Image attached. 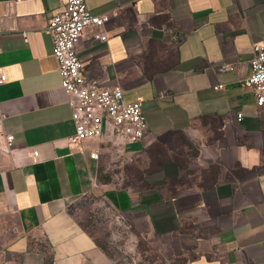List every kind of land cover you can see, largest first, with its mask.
Masks as SVG:
<instances>
[{
	"label": "crops",
	"instance_id": "0c3cea01",
	"mask_svg": "<svg viewBox=\"0 0 264 264\" xmlns=\"http://www.w3.org/2000/svg\"><path fill=\"white\" fill-rule=\"evenodd\" d=\"M85 1L110 17L107 39L87 28L76 43L84 74L141 100L147 132L122 146L102 135L83 151L70 144L45 29L60 2L0 0V115L14 136L0 151V264H115L76 213L88 198L130 213L174 264H264V107L243 84L264 40V0ZM168 139L171 157L144 174L153 184L116 188L119 159L146 167Z\"/></svg>",
	"mask_w": 264,
	"mask_h": 264
},
{
	"label": "built area",
	"instance_id": "2783aa9c",
	"mask_svg": "<svg viewBox=\"0 0 264 264\" xmlns=\"http://www.w3.org/2000/svg\"><path fill=\"white\" fill-rule=\"evenodd\" d=\"M60 8L48 17L46 31L52 39V53L58 62L61 85L68 96L74 131L68 136L70 144L83 151L82 141L103 136L115 146L141 140L146 130V118L141 100L126 101L119 84L108 85L97 77L86 76L81 58L76 51L80 35L87 29L93 30L96 39H107L102 26L108 21L107 12L93 13L85 0H59ZM24 32V37L26 38ZM182 34L174 32V38ZM250 59V74L243 84L252 88L258 108L264 107V40L254 41ZM229 68L228 63L222 65ZM6 75L0 73V83ZM222 89L223 83L215 85ZM239 118L241 112H237ZM13 134L4 129L3 115H0V151L10 153L13 148ZM32 156L36 150L31 152ZM98 157V151L90 152ZM118 217L127 226L130 223L123 214Z\"/></svg>",
	"mask_w": 264,
	"mask_h": 264
},
{
	"label": "rangeland",
	"instance_id": "374dc122",
	"mask_svg": "<svg viewBox=\"0 0 264 264\" xmlns=\"http://www.w3.org/2000/svg\"><path fill=\"white\" fill-rule=\"evenodd\" d=\"M177 139L166 141L167 147L158 143L151 150L152 160L146 167H139L136 163H129L119 159L114 166L117 178L114 183L117 189H127L128 186L144 187L153 184L147 176L157 170L161 158H170ZM169 155H168V154ZM170 156V157H169ZM189 161V158L187 159ZM129 163V164H128ZM190 166V163H188ZM173 184L175 180H169ZM174 188V187H173ZM76 213L84 222L86 228L95 233L105 243L111 252L115 264H174V252L160 246L153 236L148 233L146 227H136L131 214L116 211L106 199L88 198L80 204ZM123 214L130 226L127 227L119 214Z\"/></svg>",
	"mask_w": 264,
	"mask_h": 264
}]
</instances>
